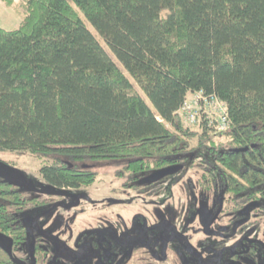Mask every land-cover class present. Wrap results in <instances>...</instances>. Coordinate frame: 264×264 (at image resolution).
Segmentation results:
<instances>
[{
    "label": "trees",
    "instance_id": "trees-1",
    "mask_svg": "<svg viewBox=\"0 0 264 264\" xmlns=\"http://www.w3.org/2000/svg\"><path fill=\"white\" fill-rule=\"evenodd\" d=\"M2 1L24 17L0 25V150L47 159L51 187L91 184L105 160L139 174L198 161L239 191L264 182V0ZM197 92L226 102L227 130L180 115ZM20 186L0 174V233L14 248L34 200ZM0 264H20L1 243Z\"/></svg>",
    "mask_w": 264,
    "mask_h": 264
},
{
    "label": "flooded vegetation",
    "instance_id": "flooded-vegetation-1",
    "mask_svg": "<svg viewBox=\"0 0 264 264\" xmlns=\"http://www.w3.org/2000/svg\"><path fill=\"white\" fill-rule=\"evenodd\" d=\"M205 166L175 161L142 174L119 166L109 182L49 187L52 192L25 176L13 178L34 199L19 214L32 238L16 247L31 261L14 258L20 264H38V257L40 264H264V182L234 190L229 178ZM162 169L171 171L149 180ZM81 215L89 218L84 225L77 224ZM90 215L96 216L89 225Z\"/></svg>",
    "mask_w": 264,
    "mask_h": 264
},
{
    "label": "rangeland",
    "instance_id": "rangeland-1",
    "mask_svg": "<svg viewBox=\"0 0 264 264\" xmlns=\"http://www.w3.org/2000/svg\"><path fill=\"white\" fill-rule=\"evenodd\" d=\"M72 3L74 5H76L75 2L72 1ZM23 17H24L23 9H20V8H17L14 6H8L2 0H0V25H2L5 28H9V29L15 28V27L20 25L21 21L23 20ZM81 17H83L87 26L92 30V32L95 35H97V37L101 40L102 45L106 48L107 52L119 64L120 68L123 70L122 65H120V63L116 60L115 55L113 54L109 45L102 38V36L98 33V31L95 29V27L92 25V23L86 18V16L83 14V12H81ZM133 85H134V90L143 95L139 85L135 81H133ZM144 95H143V97L146 99L147 102H149L148 99ZM189 98H192V97H189ZM195 142H196V139H195ZM0 158L16 164V167L22 173H24L25 178H27L28 180H30L34 184H37L38 187H40L43 191H46L49 189V187H51V185L48 184V182L42 177V175L40 173V167L42 166L43 163L47 162V159H40L36 155L32 154L30 151H27V150H25V151L0 150ZM119 166L122 167L120 162L117 160H109V161L105 160V161H101V162L97 163L95 165V168L98 170V179H100V180L105 179L108 182L110 180L115 179L117 176H119V175H116L117 174L116 168ZM195 171H196L195 169H191L189 171V173H190L189 175H193V177H196ZM98 179H97V181H98ZM99 181H98V183H100ZM38 208H43V207H38ZM38 208L35 210H38ZM28 212L31 215H33L35 213V211H33L31 209ZM95 216L96 215H90V222L88 223L89 225L95 223L94 222ZM97 216H99V215H97ZM88 219L89 218L86 215H81L78 218L79 221H77V224L84 225L86 223V220H88ZM68 225H69L68 222L63 223V226L67 227ZM31 238H32V235L29 234V238L27 241H30ZM0 243L3 244L8 249H10V251L12 252L13 256L16 259H18L22 262H24V261L30 262L31 261L29 259L24 260V258H23L24 252H22V249L14 248L11 244L10 238L1 234V233H0ZM34 261H36V262H38V264H40V262L42 261V258L38 257L37 260L34 259Z\"/></svg>",
    "mask_w": 264,
    "mask_h": 264
},
{
    "label": "built area",
    "instance_id": "built-area-1",
    "mask_svg": "<svg viewBox=\"0 0 264 264\" xmlns=\"http://www.w3.org/2000/svg\"><path fill=\"white\" fill-rule=\"evenodd\" d=\"M189 97L178 112L191 125H200L205 122L215 133L229 128V110L225 101L215 94L207 96L202 92L194 93Z\"/></svg>",
    "mask_w": 264,
    "mask_h": 264
},
{
    "label": "water",
    "instance_id": "water-1",
    "mask_svg": "<svg viewBox=\"0 0 264 264\" xmlns=\"http://www.w3.org/2000/svg\"><path fill=\"white\" fill-rule=\"evenodd\" d=\"M14 171V172H12ZM171 169H162V170H159L157 172H155L153 175L149 176V180H153L155 178H159L165 174H167L168 172H170ZM17 172L11 165L7 164L6 162L2 161L0 159V174L4 175V176H7L9 178H17V177H24L23 174L19 173H15ZM52 191H55L54 189H49V190H46L45 192H52Z\"/></svg>",
    "mask_w": 264,
    "mask_h": 264
}]
</instances>
